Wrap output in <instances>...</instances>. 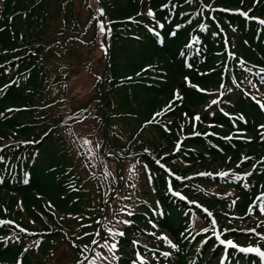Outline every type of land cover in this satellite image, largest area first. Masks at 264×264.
<instances>
[{
  "label": "trees",
  "instance_id": "trees-1",
  "mask_svg": "<svg viewBox=\"0 0 264 264\" xmlns=\"http://www.w3.org/2000/svg\"><path fill=\"white\" fill-rule=\"evenodd\" d=\"M230 6L264 15V0H0V264H41L50 247L53 264H188L193 247L217 264L214 219L264 248V200L248 210L261 174L201 172L243 154L264 171V28ZM100 43L97 95L80 108L67 82ZM91 100L106 161L131 170L89 159L73 128ZM226 264L258 262L231 251Z\"/></svg>",
  "mask_w": 264,
  "mask_h": 264
},
{
  "label": "rangeland",
  "instance_id": "rangeland-1",
  "mask_svg": "<svg viewBox=\"0 0 264 264\" xmlns=\"http://www.w3.org/2000/svg\"><path fill=\"white\" fill-rule=\"evenodd\" d=\"M79 3H80V0H79ZM88 4L92 5V1H89ZM77 6H79L78 12H79L81 19H85V16L87 15V7L80 5L78 3H77ZM237 10L245 13L247 15L248 20H251V18H259V20L264 21V15H259L255 13L254 16H251L252 14H251L250 9H242L239 6L229 7V11L232 13H234ZM96 12H98L97 9H96ZM85 49L87 50V48ZM102 50H103V45L100 43L98 44V46L92 47L89 51H83L84 61H87V62L84 63L85 65L83 67L78 68L77 69L78 74L75 75L70 80H68L67 82L68 95L71 96L74 103L79 104L80 108H82V106L85 105V103L87 102V100L90 99V97H92L93 95H97L98 84L96 83V81H97V78L100 77L101 70H102L100 66V61H99L100 56H102ZM183 61L184 63H186L189 61V59L185 58L183 59ZM197 88L201 92L199 87ZM141 98H142V95L140 94H137L136 97L128 95V94H123V99L119 98V101L122 102L123 104L124 103L129 104L135 101L137 105L139 106V104H141L142 102ZM93 102L94 101L91 100L90 103L87 105V107H85L86 110L90 112L89 113L90 115H88V117H86L79 124H76L74 126L73 130L75 134L78 136V138L83 143L89 159L97 166L98 170H103L107 165L110 168L114 169L117 167V162L119 163L118 164L119 166L123 167V169L131 170L133 161H122V160H119L118 158H115V159L113 158L114 160L106 161L105 155L108 154V147L106 146V142L104 139V128L106 126V121L104 120L105 118H102L101 116V113L105 111H102L100 109L101 112H97L94 109L95 105L93 104ZM177 103L178 101H174L170 106L173 107V105ZM254 104L259 108L260 111L262 109V105H264L262 102L260 101L256 102L255 100H254ZM137 110H139V108ZM164 110H165V107L162 111ZM159 111L157 110L153 112V115L156 114V112L158 113ZM133 114L135 116L137 115L135 111H133ZM139 117L140 119L144 120L146 115L141 114ZM263 117H264V114H263ZM128 120L130 119L128 118ZM258 130L261 133H264V120H263V125L259 126ZM196 133H197V130L194 131L192 134H196ZM237 134H239V131L235 132V135H232V136H240ZM188 135H190V133L187 135L184 134L183 136H178V138L174 141V144L172 145L170 151L172 153H175L176 151H178L182 143L181 140H183ZM262 137H264V135H262ZM18 140L21 141L22 139H18ZM7 142H11V141H8L7 138H3V141L0 142V144L2 145L0 147V150L2 148L7 147L5 146ZM103 151H105V155L103 154ZM252 160L253 158L247 156V154H243L239 161V164L237 165L238 167L236 168H233L232 165L228 164V166L225 167V169L224 167H220L221 169H218L216 168V164L213 163L212 166L210 167L211 171H205V170H202V171L200 170V171L202 173L209 172L211 174H216L218 176L222 174L226 175V173L228 172L229 175H233V176L243 175L245 178H252L257 172H259L261 174L260 176L262 177V180H264V171H262L257 165L256 166L253 165L251 163ZM190 174L194 175V172ZM261 200H264V190L259 193H255V203L250 205L248 208V210H250L249 211L250 213L253 211L254 207L262 204ZM212 230H213L212 238L215 241L216 248L220 250L217 264H226L227 259H224V256H223L224 250L217 243V236H220V235L222 236V234H221V227H220L219 221L216 219H214ZM199 244H201V242ZM249 246L259 247L264 250V248L259 245L249 244ZM199 249L200 247L192 248V250H195V251H193L191 255L188 257L187 259L188 264H197L196 255L197 253H199L200 251ZM48 251H50V254H47ZM48 251H46L45 254L43 253L42 256L38 259L39 262H42L41 264H53V262L56 261V259L60 257L59 253L55 249V255L51 259V256L48 257L49 255L52 254L51 247ZM43 259L48 260V262H43L42 261Z\"/></svg>",
  "mask_w": 264,
  "mask_h": 264
}]
</instances>
